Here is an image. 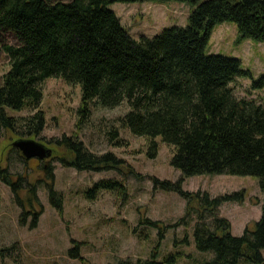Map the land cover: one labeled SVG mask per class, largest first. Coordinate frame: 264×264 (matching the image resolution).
Masks as SVG:
<instances>
[{"label": "trees", "instance_id": "1", "mask_svg": "<svg viewBox=\"0 0 264 264\" xmlns=\"http://www.w3.org/2000/svg\"><path fill=\"white\" fill-rule=\"evenodd\" d=\"M168 1L190 6L187 24L137 40L128 36L107 9L112 3ZM223 22L235 26L238 41L264 42V0H0V34H8L14 41L3 46L8 69L0 78V130L20 128L26 135H39L43 128V114L37 110L40 84L50 77L79 86L76 126L87 121L89 104L113 109L124 102L127 111L117 119L118 126L147 138L148 159L155 158L154 139L159 138L170 147L169 164L182 178L229 175L257 179L261 214L252 229L244 228L240 236L230 234L229 222L217 214V207L223 202H240L241 192L209 198L207 193L181 190L182 178L173 183L150 181L153 189L174 192L184 199L185 215L197 200L192 245L196 252L210 254L202 264H238L240 260L264 264L260 255L264 249V102L237 99L230 88L235 80L249 78L251 91L263 90L264 78L251 79L236 59L205 54L212 28ZM4 108L34 112L18 122ZM105 140L112 147L126 145L114 126L105 132ZM47 142L61 145L67 152L57 159L63 167L99 172L123 164L110 152L96 155L88 151L74 137ZM39 169L47 181L49 204L60 212L61 195L52 189V167L41 164ZM127 173L139 178L130 168ZM0 182L9 187L20 209L19 223L28 218V228H33L41 210L36 196L40 181L29 182L0 167ZM98 191H117L122 200L126 198L120 182L106 180L93 184L84 193L85 199H95ZM141 224L159 226L147 219ZM180 224L184 219L172 227ZM76 247L68 251L72 258ZM178 256L173 253L157 259L151 254L147 259L115 264H175Z\"/></svg>", "mask_w": 264, "mask_h": 264}, {"label": "rangeland", "instance_id": "2", "mask_svg": "<svg viewBox=\"0 0 264 264\" xmlns=\"http://www.w3.org/2000/svg\"><path fill=\"white\" fill-rule=\"evenodd\" d=\"M107 9L133 40L141 36L151 38L173 26L183 27L190 12L188 4L174 1L112 3ZM13 44L10 35L0 34V78L8 69L3 46ZM204 52L236 59L251 79L264 78V42L238 41L232 23L223 22L212 28ZM249 86L250 79L244 78L235 80L230 88L237 99L264 102V89L251 91ZM40 92L37 110L43 114V128L38 136L26 135L20 128L0 130V167H6L9 173L21 175L29 182L39 180L36 196L41 205L33 228H28V218L20 224V209L9 187L0 182V264H115L120 260L147 259L151 254L161 259L173 253H179L175 264H202L210 258L209 253H198L192 245L197 200H193L191 211L185 215L186 202L178 194L152 188L151 178L172 183L182 178L169 164L170 147L155 138L156 156L148 159L145 155L147 138L133 136L118 126L117 119L127 111L124 102L113 109L89 104L87 121L76 126V112L80 107L78 85L67 84L60 77H50L41 82ZM33 112L27 108L20 111L4 108V113L18 122ZM113 126L125 146L112 147L106 142L105 132ZM63 136L76 138L96 155L110 152L123 164L118 169L99 172L63 167L57 159L67 152L63 146L47 142ZM17 140H31L42 145L51 151L50 157L22 163L20 153L11 147ZM41 164L52 167V189L61 195L60 212L49 204L47 181L39 169ZM127 168L139 178L129 175ZM106 180L120 182L126 198L122 200L117 191H98L95 199H85L84 193L93 184ZM180 188L188 193H207L209 198L241 192L240 202H223L217 207V214L229 222L232 236H240L244 228L251 230L260 217L262 195L254 177L190 176L182 178ZM144 219L157 221L158 228L141 224ZM181 219L184 224L172 227ZM166 226L169 227L162 230ZM73 247L77 248L75 258L68 255ZM260 255L264 260V249ZM238 264L248 263L240 260Z\"/></svg>", "mask_w": 264, "mask_h": 264}, {"label": "water", "instance_id": "3", "mask_svg": "<svg viewBox=\"0 0 264 264\" xmlns=\"http://www.w3.org/2000/svg\"><path fill=\"white\" fill-rule=\"evenodd\" d=\"M11 147L16 149L25 160H44L51 154L49 149L31 140H17L11 144Z\"/></svg>", "mask_w": 264, "mask_h": 264}]
</instances>
